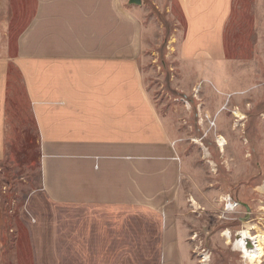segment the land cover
I'll list each match as a JSON object with an SVG mask.
<instances>
[{"label":"crops","instance_id":"0c3cea01","mask_svg":"<svg viewBox=\"0 0 264 264\" xmlns=\"http://www.w3.org/2000/svg\"><path fill=\"white\" fill-rule=\"evenodd\" d=\"M153 3L179 10L170 45L181 62L226 59L234 0ZM143 10L135 3L134 35ZM141 48L127 41L126 0H0V145L15 69L40 146L41 185L23 214L39 264H191L190 236L173 222L183 162Z\"/></svg>","mask_w":264,"mask_h":264},{"label":"rangeland","instance_id":"374dc122","mask_svg":"<svg viewBox=\"0 0 264 264\" xmlns=\"http://www.w3.org/2000/svg\"><path fill=\"white\" fill-rule=\"evenodd\" d=\"M142 2L141 34L137 29L134 35L135 2L126 0L127 41L141 42L145 86L183 162L175 228L181 224L190 236L191 264H203V253L211 255L209 264H245L222 233L230 229L234 235L249 224L256 225V234L264 232V192L257 190L264 185V0H234L226 59L200 65L181 62L170 45L176 41L175 28H182L177 6L167 10L153 0ZM235 108L245 115L238 122L242 126H235ZM218 135L227 139L224 152ZM205 148L216 170L205 158ZM40 185L37 128L13 69L6 137L0 145V264H39L23 214L29 194ZM229 194L238 206L242 203L231 211L222 202Z\"/></svg>","mask_w":264,"mask_h":264},{"label":"bare ground","instance_id":"6f19581e","mask_svg":"<svg viewBox=\"0 0 264 264\" xmlns=\"http://www.w3.org/2000/svg\"><path fill=\"white\" fill-rule=\"evenodd\" d=\"M199 88L200 85L198 84L197 89ZM233 114L238 119L235 125L242 126L243 123L239 124L238 122L244 120L245 115L238 108L237 109L235 108L233 110ZM217 140H218V144L220 145L221 151L224 152L225 146L228 143L227 139L223 135H218ZM199 144L202 145L201 142ZM205 158L208 159V162L210 164H212L213 170H216L215 163L213 160L210 159V152L207 148H205ZM257 190L260 192H264V185H259L257 187ZM227 198H229V195L227 197H224V199L222 200H225ZM237 206L238 203L231 198L230 202L227 205V210L228 211L234 210ZM225 231L222 233V236L227 238L228 243L233 246V249L235 251H239L241 257L245 258V261L258 258L264 254V232H258V234H256L257 231L256 225L249 224L247 225V229H244L243 231L238 230V232L235 235H232L230 229H226ZM202 257H203V261H202L203 264L210 263L211 255L209 253H203Z\"/></svg>","mask_w":264,"mask_h":264},{"label":"built area","instance_id":"2783aa9c","mask_svg":"<svg viewBox=\"0 0 264 264\" xmlns=\"http://www.w3.org/2000/svg\"><path fill=\"white\" fill-rule=\"evenodd\" d=\"M231 198H232V196L229 194V198H227V199H225V200H222V202H224V204H225V206H226V210H227V205H228V203L230 202V200H231ZM238 203V202H237ZM238 232V231H237ZM236 232V233H237ZM236 233H234V235L236 234ZM235 241H236V239H235ZM234 241V242H235Z\"/></svg>","mask_w":264,"mask_h":264},{"label":"flooded vegetation","instance_id":"af4514ba","mask_svg":"<svg viewBox=\"0 0 264 264\" xmlns=\"http://www.w3.org/2000/svg\"><path fill=\"white\" fill-rule=\"evenodd\" d=\"M241 202H240V205L239 206H241ZM238 206V207H239ZM251 214V209L248 207V210H247V212H246V216H248V215H250ZM226 242H227V244L229 245V243H228V240H227V238H226Z\"/></svg>","mask_w":264,"mask_h":264},{"label":"water","instance_id":"95a60500","mask_svg":"<svg viewBox=\"0 0 264 264\" xmlns=\"http://www.w3.org/2000/svg\"><path fill=\"white\" fill-rule=\"evenodd\" d=\"M133 2H135V3H140L141 2V0H132Z\"/></svg>","mask_w":264,"mask_h":264}]
</instances>
